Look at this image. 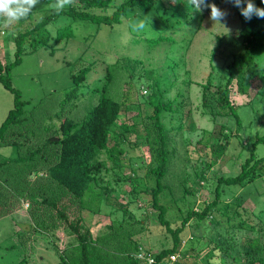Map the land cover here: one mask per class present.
Here are the masks:
<instances>
[{"label": "trees", "instance_id": "trees-1", "mask_svg": "<svg viewBox=\"0 0 264 264\" xmlns=\"http://www.w3.org/2000/svg\"><path fill=\"white\" fill-rule=\"evenodd\" d=\"M41 1L58 3V0ZM114 1L71 0L61 12H57L56 7L44 11L38 21H31V25L14 35L13 57L10 59L8 53L6 62L0 61V82L14 96L13 108L0 124V147H6L10 152H0V216L20 209L22 201L26 200L27 212L32 223L36 224L35 231L43 234L62 228L72 233L77 245L67 250L69 260L65 254H59L61 264H98V260L91 257L92 252L110 258L105 264H164L170 261L171 255L177 256L174 263L177 264L179 255L186 258L188 254V250H181V234L190 228L189 242L192 244L203 238L198 233L203 225L215 231L204 237L208 238L211 251L219 253V264H264V156H259L256 151L258 145L264 144V134L250 136L249 140L239 139L244 159L237 172L228 173L212 167L226 154L232 127L238 132L242 128L237 105L231 100L234 86L237 94H247L255 79L264 74L260 61L264 57V19L244 20L239 41L234 45L227 44L224 36L218 37L214 52L222 53L224 61L217 69L212 68L204 82L198 83L201 94L197 108L215 128L203 131L197 143L209 147L211 159L209 153L205 157L197 155L192 173H188L184 165L191 161L192 152L198 151L196 146L190 148L192 141L188 134L193 129L190 130L192 125L186 118L184 93L177 91L174 98L166 96L174 81L168 83V88L163 87L167 81L155 77L154 71H147L150 79L146 85L147 93L138 95L144 122L140 121V125L137 120L131 125L126 122L118 124L121 112H127L130 107L129 95L136 85L134 75L143 64L138 59L123 57L107 63L95 87L88 82L94 65L91 61L70 75L71 82L64 90L60 107L54 109L56 105H53L40 114L41 124H34L36 128L29 123L31 101L22 99L20 90L11 80L12 69L26 53L49 47L50 54H54V45L74 37L75 23L89 24L98 30L102 26L121 24L129 15L144 22L140 31L128 29L132 35L130 45L144 42L150 46H189L204 27L211 4L220 7L224 0H206L208 7L202 6L201 10L191 7L188 0H121L110 13H106ZM169 68L175 72L178 63L170 64ZM118 76L120 94L117 98L113 85ZM85 94L97 96V102L81 118L66 116L63 106L72 105ZM191 112L189 108L187 113L190 115ZM45 119L48 124H43ZM132 133L136 145L148 147L151 159L148 163L142 161L137 166L132 165V176L126 179L118 172L125 159L123 144L126 135ZM233 135L240 136L239 133ZM140 169H144L142 177L136 173ZM110 173L116 182L124 180L131 186L127 203L110 200L113 189L110 180L104 179ZM32 176L38 178L35 183ZM205 184L209 187L208 198L197 203L196 207L188 206L181 211L174 219L177 221L167 217L169 208L161 202L162 196L171 195L177 204L185 201L187 196L195 195ZM251 192L255 193L253 198L258 211L243 206ZM148 195L159 224L173 238L171 247L164 246L155 252L146 250L135 238L147 229L146 221L137 218L129 209L131 203ZM63 196L71 197V202L61 203ZM72 201L78 212L74 218L69 216ZM103 202L108 203L114 212H119L120 218H112L107 233L94 238L84 223L83 212L99 214ZM244 231L254 236L240 242L238 232ZM77 255L79 261H72L71 256Z\"/></svg>", "mask_w": 264, "mask_h": 264}, {"label": "rangeland", "instance_id": "rangeland-1", "mask_svg": "<svg viewBox=\"0 0 264 264\" xmlns=\"http://www.w3.org/2000/svg\"><path fill=\"white\" fill-rule=\"evenodd\" d=\"M120 2L121 0H115L112 7L105 12L110 13ZM254 3L257 7L258 5L264 7L260 0H254ZM56 5L38 0V3L31 9L32 13L20 21L8 23L3 17H0V61L2 63L6 62L5 55L8 53L10 59L13 57L15 45L12 39L14 35L19 30H24L26 26L31 25V21H38L44 11L56 7ZM219 8L227 13L226 18L217 24L209 15L204 27L194 36V40L189 46L187 44L150 46L144 42L130 45L132 35L128 29L140 31L139 29H133L130 25L142 20L134 17V15H129L123 19L121 24L110 27L102 26L98 30L95 26H90L89 24L75 23L74 37L54 45V54H50L49 47H42L33 53H26L23 55L22 61L12 69L11 80L13 86L20 90L22 99L31 101L28 106V113L32 116L29 122L32 128H36L35 125H39V123L41 124L39 121L40 114L47 112L53 105H56L54 109L60 107L64 90L69 87L71 82L70 75L77 72L80 68L88 66L91 61H94L92 71L88 75V82L92 87H95L98 83L97 78L103 74V68L107 63H113L123 57L138 59L143 64L141 69L134 75L136 85L132 88L129 95L130 107L127 112H121L118 124L126 122L131 125L136 120L138 124L143 121L142 108L140 109L142 106L139 105L141 100L138 95H146L147 93L146 85L150 80L147 71L152 70L154 71V76L158 77L159 80H166L167 84H163V87L174 81L173 87H166L169 89L166 92V96L174 98L177 91L184 93V100L187 103L185 106L186 118L189 119L188 123L192 125L190 130L193 129L188 134L192 141L190 148L193 149L196 146L198 151V153L192 152L191 161L185 162L184 165L186 171L192 173V165H194L197 155L204 156L209 153L208 157L210 158L209 147L197 143L203 135L202 132H209L215 128L206 116L200 115V111L197 108L201 94V88L198 83L204 82L212 68L217 69L219 64L221 65L224 61L222 53L214 52L218 47V37L224 36L227 44H236L240 27L244 21L239 10L229 3V0H224ZM96 11L100 12L99 10ZM88 35L90 37H87ZM260 61L264 67V57ZM172 63H178V68L175 72H172L169 68ZM117 78L118 81L114 83L113 90L118 98L120 94V79L119 76ZM56 91H60L61 94ZM97 100V96L85 94L72 105L65 104L63 108L66 116L78 119L84 116ZM231 100L234 105H237L242 128L238 132L236 128L232 127V136L226 154L212 166L213 169L228 173L237 172L239 163L244 159V156L241 155L244 151L239 139L249 140L251 139L250 136L264 134V74L261 78L255 79L247 94H237L234 86ZM250 100L249 104L244 105ZM13 102V94L0 82V124L8 115L9 110L13 108ZM75 103L77 106L74 105ZM189 108L192 109L190 115L187 113ZM33 109L35 110L32 112ZM43 124H48V121L45 119ZM118 130L120 131L121 129L118 128ZM238 133L239 137L233 135ZM136 144L133 133L126 135V142L123 144L126 151L125 159L118 172L122 178L129 179L132 176V165L137 166L142 161L148 163L151 159L148 147ZM256 151L259 156H264V144L258 145ZM0 152L3 154L10 153L6 147H0ZM175 171L178 172V167H175ZM136 173L139 177H142L144 169H140ZM111 174L104 176L105 181L110 180V186L113 189L110 200L127 203L130 198L131 186L124 180L116 182ZM31 180L35 183L38 178L32 176ZM207 186V184L203 185L195 195H189L185 201H178L177 204L173 202L171 195L162 196L161 202L165 203L169 208L167 217L173 221L188 206L196 207L197 203L208 198L209 187ZM140 188L142 187L140 186ZM251 190L253 192L254 188L252 187ZM239 191L238 193H240ZM252 192L248 194L249 196L245 199L243 206L249 210L258 211L259 208L253 198L255 193L252 194ZM149 199V195L144 196L139 201L131 203L129 209L137 218H144L146 221L147 229L136 235L135 238L142 242L146 250L155 252L164 246L171 247L173 238L171 233L159 224L156 217L157 212L152 209ZM60 202L63 204L70 203L71 197L63 196ZM72 203L69 206L71 207L69 216L74 218L78 212H76L74 207L76 203L73 201ZM27 207L28 202L23 200L20 209L13 211L7 216H0V264H17L22 260H25L23 264H61L60 253L65 254L69 260L70 253L67 252L77 245L74 235L62 228L52 229L43 234L35 231L36 224L32 223ZM83 217L85 225L89 226L93 237L97 238L107 233V226L110 224L111 219L120 218V213L114 212L108 203L103 202L99 214L84 211ZM217 217L220 218V215L217 214ZM189 229L187 227L181 234L183 238L181 250H188V254L186 258H181L179 255L177 264H219V253L211 251L207 245L208 238L204 237L214 234L215 231L209 230L203 225L198 232L203 238L191 244L189 242ZM262 235L263 241L264 231ZM252 236H254L252 233L245 231L238 232L237 235L240 242ZM92 253L91 257L98 260V264H105L110 260V258L100 252L98 254ZM71 258L75 262L80 259L79 255L71 256Z\"/></svg>", "mask_w": 264, "mask_h": 264}, {"label": "clouds", "instance_id": "clouds-1", "mask_svg": "<svg viewBox=\"0 0 264 264\" xmlns=\"http://www.w3.org/2000/svg\"><path fill=\"white\" fill-rule=\"evenodd\" d=\"M264 4V0H260ZM38 0H0V17H3L6 22L20 21L26 18L31 9ZM71 3V0H58L56 11L61 12ZM191 7L201 10L202 6H207L206 0H188ZM234 7L239 10L240 15L245 21H251L253 17L264 19V7H257L254 0H229ZM227 16V13L217 7L215 4L210 6V18L219 24ZM133 29H142L144 24L142 21H137L130 25Z\"/></svg>", "mask_w": 264, "mask_h": 264}, {"label": "built area", "instance_id": "built-area-1", "mask_svg": "<svg viewBox=\"0 0 264 264\" xmlns=\"http://www.w3.org/2000/svg\"><path fill=\"white\" fill-rule=\"evenodd\" d=\"M176 260H177V256L176 255H171L170 256V261L165 262L164 264H174ZM149 262H152V260L149 259Z\"/></svg>", "mask_w": 264, "mask_h": 264}, {"label": "water", "instance_id": "water-1", "mask_svg": "<svg viewBox=\"0 0 264 264\" xmlns=\"http://www.w3.org/2000/svg\"><path fill=\"white\" fill-rule=\"evenodd\" d=\"M55 140V139H54Z\"/></svg>", "mask_w": 264, "mask_h": 264}]
</instances>
